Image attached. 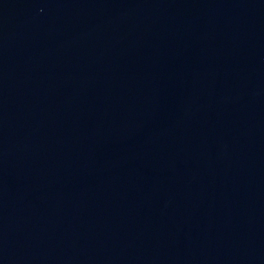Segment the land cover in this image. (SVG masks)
Masks as SVG:
<instances>
[{
  "label": "water",
  "instance_id": "obj_1",
  "mask_svg": "<svg viewBox=\"0 0 264 264\" xmlns=\"http://www.w3.org/2000/svg\"><path fill=\"white\" fill-rule=\"evenodd\" d=\"M0 264H264V0H0Z\"/></svg>",
  "mask_w": 264,
  "mask_h": 264
}]
</instances>
